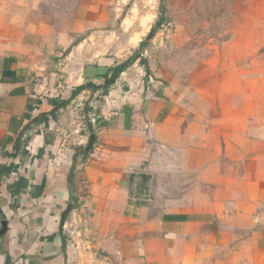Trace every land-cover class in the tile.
Wrapping results in <instances>:
<instances>
[{
  "label": "crops",
  "instance_id": "0c3cea01",
  "mask_svg": "<svg viewBox=\"0 0 264 264\" xmlns=\"http://www.w3.org/2000/svg\"><path fill=\"white\" fill-rule=\"evenodd\" d=\"M132 1L0 0V264H264V0Z\"/></svg>",
  "mask_w": 264,
  "mask_h": 264
},
{
  "label": "rangeland",
  "instance_id": "374dc122",
  "mask_svg": "<svg viewBox=\"0 0 264 264\" xmlns=\"http://www.w3.org/2000/svg\"><path fill=\"white\" fill-rule=\"evenodd\" d=\"M132 2H135L134 6L136 11H128L127 9L125 11L127 18L124 21L120 20L114 27L104 31V35L99 37L102 47L98 48V51L100 52L97 51L95 54L104 53L103 55L105 56H114L116 54L117 56H121V59H125L126 55H130V52L134 51V49L139 46L141 41H144V45L146 44L145 46H150L155 38L157 43L170 41L172 37H167L163 34L149 37L152 25L158 20L157 13L161 0H133ZM205 23L207 27H209V21H205ZM209 31H215V29L209 30V28H203L202 26L199 27V33L196 37L191 36L192 40H190L189 43L197 45L201 44L204 46L211 43V40L219 42L226 38L225 35H206L205 32L209 33ZM196 54L204 56L205 54H208V52L201 51ZM169 55L172 54L169 53ZM175 55L176 53H173V57Z\"/></svg>",
  "mask_w": 264,
  "mask_h": 264
},
{
  "label": "trees",
  "instance_id": "16d2710c",
  "mask_svg": "<svg viewBox=\"0 0 264 264\" xmlns=\"http://www.w3.org/2000/svg\"><path fill=\"white\" fill-rule=\"evenodd\" d=\"M161 12H164L165 11V7H164V4L161 3ZM162 23V19H160L156 25L153 26L150 34L152 35V37L155 35L156 33V30L160 27V24ZM144 45V41L141 42V46ZM141 58V62H144V59L142 58V55L138 52H135L133 55H131L127 60H125L124 62H122L121 64L117 65L116 67H114V70H113V73L111 76H107L106 77V81H105V86L103 88V94H107L109 92V89H110V86L111 84L114 83V81L116 80V78L118 77V75L124 71L128 66L132 65L137 59ZM146 68L148 70V66L146 65ZM95 84L89 82V83H86L85 85L83 86H80L76 89V91H80L84 88H95Z\"/></svg>",
  "mask_w": 264,
  "mask_h": 264
},
{
  "label": "built area",
  "instance_id": "2783aa9c",
  "mask_svg": "<svg viewBox=\"0 0 264 264\" xmlns=\"http://www.w3.org/2000/svg\"><path fill=\"white\" fill-rule=\"evenodd\" d=\"M91 120H92V122H96L97 121V117L94 115V116H92L91 118H90ZM73 122L74 123H72L73 125H76V123H75V120H73ZM62 130V129H61ZM60 130V131H61ZM76 131L79 133V131L76 129ZM75 130H73L72 132H70V133H68V131H65V130H62V136H63V138H64V140H63V144L66 142V140H68L69 138V136H71V134L72 133H75L76 132ZM76 132V133H77ZM2 227V221L0 220V228Z\"/></svg>",
  "mask_w": 264,
  "mask_h": 264
},
{
  "label": "water",
  "instance_id": "95a60500",
  "mask_svg": "<svg viewBox=\"0 0 264 264\" xmlns=\"http://www.w3.org/2000/svg\"><path fill=\"white\" fill-rule=\"evenodd\" d=\"M149 37H151V35H149ZM92 138H94V136H92ZM8 229V223L7 221L3 220L2 221V228L0 229V236L3 235Z\"/></svg>",
  "mask_w": 264,
  "mask_h": 264
}]
</instances>
